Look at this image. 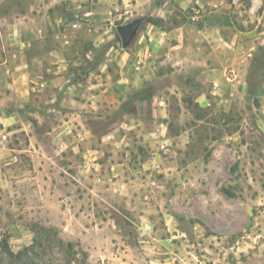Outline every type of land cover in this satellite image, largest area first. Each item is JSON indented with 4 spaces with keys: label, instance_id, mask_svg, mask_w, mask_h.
Returning <instances> with one entry per match:
<instances>
[{
    "label": "rangeland",
    "instance_id": "374dc122",
    "mask_svg": "<svg viewBox=\"0 0 264 264\" xmlns=\"http://www.w3.org/2000/svg\"><path fill=\"white\" fill-rule=\"evenodd\" d=\"M91 10L95 33L114 36L105 47L122 48L117 27L138 19L130 46L168 34L148 56L168 113L154 126L171 152L142 172L149 185L135 167L120 194L80 184L66 152L36 167L26 133L0 134V264H11L5 242L18 253L40 227L79 243L85 264H264V0H92Z\"/></svg>",
    "mask_w": 264,
    "mask_h": 264
},
{
    "label": "crops",
    "instance_id": "0c3cea01",
    "mask_svg": "<svg viewBox=\"0 0 264 264\" xmlns=\"http://www.w3.org/2000/svg\"><path fill=\"white\" fill-rule=\"evenodd\" d=\"M91 4L0 0V134L26 133L36 167L49 166L46 152H66L80 184L129 194L134 168L145 185L142 172L161 166L157 151L171 152L154 126L168 113L148 56L168 34L105 47L114 36L95 33Z\"/></svg>",
    "mask_w": 264,
    "mask_h": 264
},
{
    "label": "trees",
    "instance_id": "16d2710c",
    "mask_svg": "<svg viewBox=\"0 0 264 264\" xmlns=\"http://www.w3.org/2000/svg\"><path fill=\"white\" fill-rule=\"evenodd\" d=\"M3 245L4 254L11 264H74L80 255L85 264L88 259L79 243L64 241L55 228H37L32 244L18 253H14L7 242ZM53 255L58 256L56 261Z\"/></svg>",
    "mask_w": 264,
    "mask_h": 264
},
{
    "label": "water",
    "instance_id": "95a60500",
    "mask_svg": "<svg viewBox=\"0 0 264 264\" xmlns=\"http://www.w3.org/2000/svg\"><path fill=\"white\" fill-rule=\"evenodd\" d=\"M142 23L143 19H138L131 24L117 27V31L122 40V45L124 48H128L130 46Z\"/></svg>",
    "mask_w": 264,
    "mask_h": 264
},
{
    "label": "built area",
    "instance_id": "2783aa9c",
    "mask_svg": "<svg viewBox=\"0 0 264 264\" xmlns=\"http://www.w3.org/2000/svg\"><path fill=\"white\" fill-rule=\"evenodd\" d=\"M217 86V85H216Z\"/></svg>",
    "mask_w": 264,
    "mask_h": 264
}]
</instances>
